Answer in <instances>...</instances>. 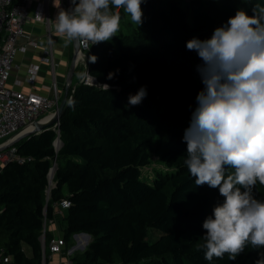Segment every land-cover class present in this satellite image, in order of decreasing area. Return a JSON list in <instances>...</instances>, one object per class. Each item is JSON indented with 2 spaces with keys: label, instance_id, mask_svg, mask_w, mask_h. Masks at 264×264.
Masks as SVG:
<instances>
[{
  "label": "trees",
  "instance_id": "16d2710c",
  "mask_svg": "<svg viewBox=\"0 0 264 264\" xmlns=\"http://www.w3.org/2000/svg\"><path fill=\"white\" fill-rule=\"evenodd\" d=\"M255 3L264 6V0H144L141 25L113 8L121 16L120 29L111 40L93 45L96 61L86 67L97 83L72 81V98L58 125L16 142L23 160L12 159L0 169V249L14 264H41L44 245L47 264L52 237L43 223L63 200L69 203L63 207V241L79 233L91 237L68 264H256L261 259L264 248L251 245L235 260L225 254L207 261L197 250L206 235L204 220L224 197L218 188L195 184L184 164L183 140L204 88L197 70L203 60L187 49V41L210 39L238 9L251 16ZM141 87L147 95L130 105L129 96ZM154 142L165 145L158 152L162 166L150 175L143 168L153 163ZM252 194L264 201V185L257 183Z\"/></svg>",
  "mask_w": 264,
  "mask_h": 264
},
{
  "label": "clouds",
  "instance_id": "9594fccd",
  "mask_svg": "<svg viewBox=\"0 0 264 264\" xmlns=\"http://www.w3.org/2000/svg\"><path fill=\"white\" fill-rule=\"evenodd\" d=\"M143 2L70 0L65 10L61 0H53L58 9L55 29L68 41H109L121 21L113 8L123 9L131 22L141 25ZM252 13L238 9L210 39L192 38L186 43L203 60L197 70L204 88L184 133V164L197 186L218 188L224 197L202 225L206 235L197 250L207 261L223 259L225 254L235 260L248 245L264 248V201L252 194L257 183L264 185V6L253 4ZM89 59L96 61L95 56ZM89 74L81 73V79ZM146 95L141 87L128 103L138 105ZM256 264H264V254Z\"/></svg>",
  "mask_w": 264,
  "mask_h": 264
},
{
  "label": "built area",
  "instance_id": "2783aa9c",
  "mask_svg": "<svg viewBox=\"0 0 264 264\" xmlns=\"http://www.w3.org/2000/svg\"><path fill=\"white\" fill-rule=\"evenodd\" d=\"M32 0H0V147L17 137L18 135L33 129V123L49 116L58 105V88L53 83L54 98H47L34 91H23L8 86V79L11 75L13 62L19 51H25L28 46L36 47L37 42L30 39L24 30V24L30 18L40 20L47 19L48 2L44 0L36 10H31ZM40 13L42 17L37 16ZM50 34V33H49ZM19 38L25 39L24 45L17 44ZM94 44L85 43L79 40L80 52L78 58L83 60V73L87 72L86 67L92 56ZM43 61L51 64L54 69V58L51 46L45 50ZM37 76L35 67L27 69L26 82L33 84ZM80 81L85 84H96V79L90 74ZM30 127L28 131L26 128ZM58 138L55 139L57 147ZM15 159L22 161L17 156L14 145L0 150V169L8 161ZM54 165V162H53ZM53 167V166H52ZM51 167V168H52ZM51 168L48 176H51ZM49 182V188L51 186ZM49 188L47 190H49ZM68 201L60 202L61 207L68 206ZM45 222V221H44ZM44 231V230H43ZM63 239L52 238L47 245L50 252H59ZM0 264H14L10 255L0 249ZM41 264L45 263V245L42 250Z\"/></svg>",
  "mask_w": 264,
  "mask_h": 264
},
{
  "label": "crops",
  "instance_id": "0c3cea01",
  "mask_svg": "<svg viewBox=\"0 0 264 264\" xmlns=\"http://www.w3.org/2000/svg\"><path fill=\"white\" fill-rule=\"evenodd\" d=\"M43 1L44 0H32L30 6L31 10H36ZM61 7L67 10L66 0H61ZM57 12L58 9L53 6V0H49L46 21L43 17L40 20L29 18L26 21L24 30L26 34L29 35L30 39L37 42V46H28L25 51H19L16 54L11 75L7 83L9 87L14 89L34 91L44 97L54 98L53 83L55 82L58 88L59 104L64 86L67 82L68 70L73 56V48L72 41H68L66 37L61 36L55 29L54 19ZM17 44L21 46L24 45L25 39L19 38ZM49 45L51 46L52 56L54 58V69H52L51 64L43 61L44 52ZM82 62L83 60L78 58L70 84L72 81L75 82L76 80H80V74L83 73ZM30 67H35L37 70V76L33 84L26 82L27 69ZM74 86L75 84L73 87ZM54 111L55 110L49 113L48 117H50ZM63 216V207L57 206L53 218L43 223V230L48 231L54 239H63ZM90 238L89 235L74 234L69 240H64L59 252H49L47 264H68L70 256L82 252L90 241Z\"/></svg>",
  "mask_w": 264,
  "mask_h": 264
},
{
  "label": "water",
  "instance_id": "95a60500",
  "mask_svg": "<svg viewBox=\"0 0 264 264\" xmlns=\"http://www.w3.org/2000/svg\"><path fill=\"white\" fill-rule=\"evenodd\" d=\"M66 3H67V9H69L70 0H66ZM72 48H73V56H72V59L70 62L69 70H68L67 82L64 86V91H63L61 100H60L59 104L57 105V108L55 109L54 113L50 117H48L47 119H41L39 121L34 122L32 130L18 135L17 137H15L14 139H12L8 143H6L5 145L1 146L0 150L14 145L16 142H18L20 139H22L23 137H25L26 135H28L31 132H39L44 128L58 125L59 117L61 116V114L63 113L65 108L69 105V102L72 98V95H70V96L68 95V91H69V85L71 82V77H72V74L74 71V67H75L77 60H78L77 55L80 52L79 40L72 41ZM51 170L53 171V167L51 168ZM51 176H52V173H51Z\"/></svg>",
  "mask_w": 264,
  "mask_h": 264
},
{
  "label": "rangeland",
  "instance_id": "374dc122",
  "mask_svg": "<svg viewBox=\"0 0 264 264\" xmlns=\"http://www.w3.org/2000/svg\"><path fill=\"white\" fill-rule=\"evenodd\" d=\"M76 76H77V75H76ZM76 76H75V79H76ZM75 79H74V81H75ZM56 145L58 146V142H57ZM162 145H165V142H163ZM162 145L159 146V148H158V147L156 146V142H154V148H155V150H154V152L152 153V161H153V163H152L150 166H148V167H146V168H143V173H149V174L151 175V174H152V170H153L154 167H161V166H162L160 163L157 162L158 157H159L158 152H161V150L164 149ZM164 147H165V146H164ZM51 178H52V176H49V179H50V180H51ZM79 234L89 235V234H87V233H79ZM89 236H90V235H89ZM81 250H82V249H81ZM27 251H28V248H27Z\"/></svg>",
  "mask_w": 264,
  "mask_h": 264
},
{
  "label": "bare ground",
  "instance_id": "6f19581e",
  "mask_svg": "<svg viewBox=\"0 0 264 264\" xmlns=\"http://www.w3.org/2000/svg\"><path fill=\"white\" fill-rule=\"evenodd\" d=\"M30 129V127H28V128H26V130L25 131H28ZM53 171L51 170V173H52ZM51 175V174H50Z\"/></svg>",
  "mask_w": 264,
  "mask_h": 264
}]
</instances>
